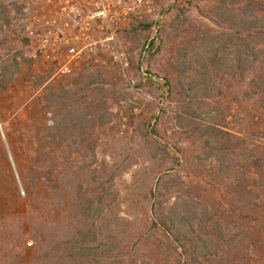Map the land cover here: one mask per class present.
<instances>
[{
    "label": "trees",
    "instance_id": "obj_1",
    "mask_svg": "<svg viewBox=\"0 0 264 264\" xmlns=\"http://www.w3.org/2000/svg\"><path fill=\"white\" fill-rule=\"evenodd\" d=\"M2 3L0 10H5ZM185 12L180 7L172 29L183 28ZM212 12L222 29H198L185 41L168 62L174 82L169 72L163 76L166 88L159 86L157 105L148 102L145 113L141 108L135 127L150 161L162 167L146 196L149 227L138 231L140 241L135 243L149 246L160 264H212L210 257L221 252L231 257L216 264H249L253 255L256 264H264L263 138L254 140L231 129L227 118L233 107L221 97L225 88L237 84L246 100L264 99V11L254 0H215ZM150 25L140 23L134 29ZM155 43L152 39L148 47ZM74 85L93 90V82L76 80L48 95V134L53 142L67 143L71 152L80 150L79 170L68 166L56 191L35 194V206L26 216L17 215L7 224L0 219V264H156L133 260L137 253L124 249L118 228L109 232L121 222L109 189L115 186L114 175L92 169L97 156L90 136L95 127L111 121L113 112L103 98L107 94L83 104ZM96 88L102 94L112 90L101 84ZM170 133L178 139L172 142ZM82 175H93L98 183L94 192L84 190L78 181ZM261 215L262 225L248 220ZM122 220L118 227L131 231L129 218ZM23 222L29 224V235ZM7 229L13 230L10 237L1 235ZM245 238L255 249L252 256L244 252L239 257L232 252L242 248ZM26 242L33 246L28 263L20 259L23 251L17 247Z\"/></svg>",
    "mask_w": 264,
    "mask_h": 264
},
{
    "label": "rangeland",
    "instance_id": "obj_2",
    "mask_svg": "<svg viewBox=\"0 0 264 264\" xmlns=\"http://www.w3.org/2000/svg\"><path fill=\"white\" fill-rule=\"evenodd\" d=\"M1 1L6 8L0 10L5 13L0 12L2 223L7 224L17 215L26 216L30 207L35 206V194L56 191L68 166L79 170L76 163L82 161L80 150L71 152L67 143L53 142L49 137L47 96L76 80L83 85L93 82V90H82L74 85L73 92L79 94L83 104L107 94L103 98L113 115L109 123L91 130L90 145L95 147L97 156V164L92 169L96 168L99 173L104 168L106 177L113 173L115 186L110 185L109 189L116 198L114 208L118 214L114 215L121 217L118 226L126 218L132 225L131 231L112 225L109 232L118 228L117 233L126 242L124 249L137 253L133 260L160 264L149 246L135 243L138 231L144 232L149 227V220L144 219L150 214L146 196L155 183V174L162 168L158 162L150 161L135 127L141 119V108L145 113L148 102L157 105L159 86L165 87L163 76L169 72L174 82L176 74L169 69L168 62L175 60L185 41L198 29L209 28L214 32L222 29L212 12L215 0ZM254 1L260 11H264V0ZM102 2L109 4L107 13L93 16L101 10L98 7ZM69 6H74L72 11ZM180 7L186 9L188 19L183 28L174 30L172 19ZM140 23L151 25L145 29L142 26L136 32L134 26ZM152 39L156 43L150 49L148 44ZM73 46L78 51L74 54L70 53ZM100 84L112 90L102 94L96 88ZM239 88L237 84L228 91L225 88L221 96L226 105L233 107L227 118L230 127L254 140L261 136L264 142V99L246 100L238 93ZM155 109L158 111L157 106ZM75 138L78 139V135ZM169 138L173 142L178 136L170 133ZM92 176L78 178L86 192H94L92 189L98 184L92 181ZM262 218L261 215L248 220L253 225H262ZM22 228L29 235L28 222H23ZM5 234L10 237L13 230L1 233ZM243 243L242 248L232 253L239 257L244 252L253 255L252 240L245 238ZM17 247L23 251L20 259L28 263L33 246L26 242ZM224 253L210 257L211 263L224 258L229 260L231 256ZM250 259L249 264H256L255 255Z\"/></svg>",
    "mask_w": 264,
    "mask_h": 264
},
{
    "label": "built area",
    "instance_id": "obj_3",
    "mask_svg": "<svg viewBox=\"0 0 264 264\" xmlns=\"http://www.w3.org/2000/svg\"><path fill=\"white\" fill-rule=\"evenodd\" d=\"M68 2V1H67ZM69 9H70V11H72L73 10V8H74V6H69L68 7ZM99 9L101 8V10L100 11H98V12H96L93 16H101L100 14H104L105 12L107 13V11H108V9H109V4H105V3H101V6L100 7H98ZM108 8V9H107ZM76 52H78V51H76V47L75 46H73V47H71L70 48V53H76Z\"/></svg>",
    "mask_w": 264,
    "mask_h": 264
}]
</instances>
